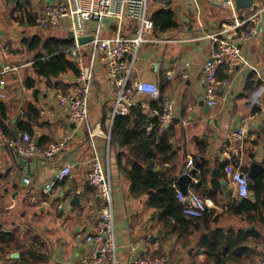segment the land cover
Segmentation results:
<instances>
[{"label":"crops","instance_id":"1","mask_svg":"<svg viewBox=\"0 0 264 264\" xmlns=\"http://www.w3.org/2000/svg\"><path fill=\"white\" fill-rule=\"evenodd\" d=\"M197 1L199 12L187 0H171L167 8L176 12L181 24L174 32L156 36L153 31V40L141 49L136 76L157 83L160 98L174 102V117L169 126L175 156L171 165L157 163L154 170L166 179H175L177 185L190 158L193 166H197V173L191 175L197 179L192 187L210 202L211 213L206 223L185 230L149 204L152 191L133 196L129 180L115 160L118 151L127 150L117 144L110 146L118 255L122 263L131 254V244L136 255L163 257L166 264H209L199 243L203 235L217 229L225 235L228 231L243 233L246 237L242 249L248 248L259 254L258 259H264V221L249 222L244 215L234 213L230 207L239 197L226 190L230 188L227 169L238 167L247 175L250 165L256 164L260 169L251 182L254 184L260 175L264 177V0H253L249 8L236 4L238 16L248 19L256 14L261 26L254 39L245 42L234 39L247 65L232 72H227L225 66L219 67L217 79L222 85L214 107L204 100L202 67L210 57L212 45L203 34L221 31L222 24L228 26L231 13L215 2ZM42 4L43 0H0V78L5 82L0 87L4 94L0 101L7 108L6 126L13 132L19 127L30 128L40 149L45 150L64 137L68 139L58 153L32 159H24L0 146V232L7 242L0 264H23L20 254L26 257L29 253L34 255V260L26 264H79L81 255L89 248L84 235L92 230L98 217V203L86 181V172L92 143L103 154L106 136L110 135L112 88L106 82L102 64L98 63L89 120L81 127L69 122L67 110L56 96L66 93L77 75L63 72L57 78L47 79L38 75L34 67L35 57L44 51L45 43L51 42L54 48L53 40H65L69 42L68 49L72 41L67 39L64 26L55 30L37 26ZM155 9H158L156 5H151V11ZM247 22L251 25V20ZM35 37L37 44L32 41ZM65 55L72 61L71 54ZM134 99L150 117L159 113L158 98L137 95ZM244 118L249 121V129L243 156L229 158L226 136ZM64 164L72 165L70 175L57 182L49 194L43 193V185ZM201 170L205 171L204 177L200 176ZM213 171L219 176H212ZM23 177H29L31 184L25 185ZM220 179H226V189L222 188ZM189 183L190 180L185 187ZM251 191L242 200L253 201L255 196L253 200L249 198ZM74 197L78 202L70 205ZM251 227L252 230H247ZM181 232L187 235L181 236Z\"/></svg>","mask_w":264,"mask_h":264},{"label":"built area","instance_id":"2","mask_svg":"<svg viewBox=\"0 0 264 264\" xmlns=\"http://www.w3.org/2000/svg\"><path fill=\"white\" fill-rule=\"evenodd\" d=\"M187 1L196 12H199L197 0ZM209 1L219 3L231 13L228 26L222 24L221 31L203 34L212 45L210 57L202 67L204 100L208 106L214 107L217 91L222 85V82L217 79L219 67L225 66L227 72H232L237 67L247 65L234 39L237 38L241 42L254 39L258 35L257 27L260 21L255 17L256 14L248 19L238 16L239 8L236 6V0ZM170 2L171 0H43L42 9L36 21L37 26L47 30L64 26L68 33H72L71 46L64 52L72 55V62L79 73L74 85L66 93L56 96L58 103L66 108L69 122L76 127H81L89 120L92 83L98 63L102 64L106 82L112 88L113 107L109 127L115 115L126 114L129 107L136 104L134 98L137 95L151 99L160 97L157 83L137 78L136 62L142 47L153 40L151 5L164 9ZM104 19H107V22ZM249 20L251 25H248ZM86 36H91V40L80 43L79 39ZM4 84V80L0 78V87ZM3 96L4 94L0 92V98ZM157 117L160 129L169 127L174 117L173 100H163L162 110L157 113ZM248 129L249 121L244 118L240 120L239 127L226 136L227 157L240 159L243 156ZM92 136L93 133L90 132L89 137L92 138ZM109 136V134L106 136L103 154L99 153L92 143L86 181L92 187L93 196L98 203V217L92 230L84 235V242L89 245V248L81 255L79 264H166V259L163 257L136 255L133 253L131 244H129L131 254L126 261L122 263L119 258ZM67 139L68 137H64L42 150L34 137L26 132H18L15 137L8 138L0 130V146H6L24 159L52 156L64 147ZM192 168L193 163L189 158L182 174H188ZM71 170V164H64L58 168L52 180L43 185L42 192L49 194L57 182L70 175ZM226 178L227 185L236 197H248L249 180L240 168L227 169ZM22 181L25 185L31 184L29 177H23ZM196 182L197 179L191 177L184 192L174 185L176 198L185 217L200 218L209 209L210 202L199 196L192 187V183ZM256 264H264V259H259Z\"/></svg>","mask_w":264,"mask_h":264},{"label":"trees","instance_id":"3","mask_svg":"<svg viewBox=\"0 0 264 264\" xmlns=\"http://www.w3.org/2000/svg\"><path fill=\"white\" fill-rule=\"evenodd\" d=\"M151 19L156 36L177 31L181 24L172 8L151 11ZM32 41L35 44L38 43L36 37ZM52 43L55 45L54 48H51V42L45 43L44 51L36 55L34 60L36 73L47 79L57 78L63 72L78 75L77 67L66 58L64 52L69 42L56 39ZM59 45L61 46L59 47ZM158 99L156 102L158 105L160 103V106L156 107L160 112L163 98L159 97ZM141 108L142 105L136 101L135 105L129 107L126 114L115 115L112 120L109 148L117 144L120 148L127 150V152L118 151L116 153L117 166L129 180V189L133 196L152 191L149 202L151 206L159 208L163 215H169L183 229L187 230L189 227L195 229L198 225L206 223L211 210L207 209L200 218L185 217L182 214V207L176 198L174 189L176 180L166 179L154 170L157 163L171 165L170 162L175 156L174 146L171 142L172 127L160 129L158 117H150L149 113L143 112ZM6 109V104L0 101V130L11 138L16 136L18 130L31 135L30 128L19 127L13 132L6 126ZM200 176H205L204 170L200 171ZM252 191L255 196L253 201L236 199L230 209L236 214L244 215L249 222L257 220L261 223L264 221V177L262 175L257 177ZM180 235L186 236L187 233L181 232ZM244 237L246 236L243 233L233 234L232 231H228V234L225 235L220 229H217L203 235L199 244L204 248V252L211 262L209 264H226L228 261H233L236 264H256L260 258L259 254L241 247L244 244L242 242ZM4 238L5 236L0 232V256L5 255L4 246L7 242ZM20 256L23 264L34 260L32 253L26 257H23V254Z\"/></svg>","mask_w":264,"mask_h":264},{"label":"water","instance_id":"4","mask_svg":"<svg viewBox=\"0 0 264 264\" xmlns=\"http://www.w3.org/2000/svg\"><path fill=\"white\" fill-rule=\"evenodd\" d=\"M216 5H220L219 3L215 2ZM236 4L238 5V7H243V8H249L252 4H253V0H236ZM105 22H107V19H104ZM261 26V23L258 24V27H257V30H259ZM68 40H71L72 39V33L69 32L68 33V37H67ZM91 40V36H86V37H82L79 39V42L80 43H86L88 41ZM259 167L256 165V164H251L250 165V170L247 174V178L249 180V183H248V189L251 191L252 190V186H253V183L251 182L252 178L255 177V174L256 172L259 171ZM197 173V166H193V168L190 170V172L188 174H182L178 181H177V186H178V189L182 192L185 191L186 187V183L191 179V175H195ZM212 176L214 177H218L219 175L217 174L216 171H213L212 172ZM220 184L222 185V188L223 189H226V179H220ZM227 190V193L231 192V188H228L226 189ZM249 198L251 200L254 199V193L251 191L250 195H249ZM239 200H242V198H239ZM77 197H74L71 202H70V205H73V204H77ZM253 227L247 229V230H252ZM14 256H18L17 254H15ZM13 257V256H12Z\"/></svg>","mask_w":264,"mask_h":264},{"label":"rangeland","instance_id":"5","mask_svg":"<svg viewBox=\"0 0 264 264\" xmlns=\"http://www.w3.org/2000/svg\"><path fill=\"white\" fill-rule=\"evenodd\" d=\"M136 69H137V71H138V69L140 70V68L138 67V64H137V62H136ZM109 152H111L110 151V148H109ZM110 159H111V157H110ZM198 194V193H197ZM199 195V194H198ZM199 196H201V195H199ZM202 197V196H201Z\"/></svg>","mask_w":264,"mask_h":264}]
</instances>
